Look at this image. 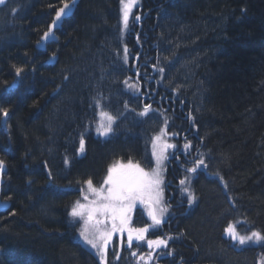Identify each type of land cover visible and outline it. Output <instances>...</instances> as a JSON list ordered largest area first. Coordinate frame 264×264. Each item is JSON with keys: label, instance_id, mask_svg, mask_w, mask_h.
Returning <instances> with one entry per match:
<instances>
[{"label": "trees", "instance_id": "trees-1", "mask_svg": "<svg viewBox=\"0 0 264 264\" xmlns=\"http://www.w3.org/2000/svg\"><path fill=\"white\" fill-rule=\"evenodd\" d=\"M68 1L0 4V201L9 203L0 211V264H101L70 223L76 190L99 183L114 160L146 165L167 107L178 133L195 127L185 142L207 168L193 176L195 204L165 229L170 254L155 264H264V242L224 236L235 221L264 234V0H141L136 38L122 32L117 0H81L55 30L58 42L37 50ZM137 55L147 73L156 67L154 80L138 76L140 92L123 94ZM145 87L163 97H151L158 113L140 115ZM97 100L118 109L105 139L92 131ZM136 246L108 248L105 264H135L132 253L145 250Z\"/></svg>", "mask_w": 264, "mask_h": 264}, {"label": "snow or ice", "instance_id": "snow-or-ice-1", "mask_svg": "<svg viewBox=\"0 0 264 264\" xmlns=\"http://www.w3.org/2000/svg\"><path fill=\"white\" fill-rule=\"evenodd\" d=\"M5 3L6 0H0V4ZM121 5L122 22L124 28H127L130 14L135 6V0H121ZM70 7V5L65 4L63 8L56 12L53 24L49 26L48 31L41 37L42 43H46L49 39H54L53 28L61 21L62 16L67 14V10ZM135 19L139 20L140 17L136 16ZM127 51V48H125V53H127ZM125 61H127V55L125 56ZM22 71V68H16L18 76ZM160 71L163 72L164 69L161 68ZM129 87H134V85H129ZM96 107L101 109L100 100L96 101ZM147 110L146 108L145 112ZM2 111L4 115L8 114L7 109H3ZM144 114L143 112L140 113V115ZM99 115L102 119L97 121V135L100 137H108V135L113 132V124L116 117L103 110L99 112ZM161 131L163 132V129ZM159 139L160 137H156L153 142V156L156 157L157 162L156 169H153L151 172H146L138 163L134 164L131 159H129L126 165H110L107 169V175L104 177L103 183L99 187L94 185L92 179H88L84 182L87 186V190L85 191V189L82 188L81 196L85 203H81L80 200H77L69 212L70 217H79L85 221V228L80 231V237L87 245L97 250L101 264H104L106 248L112 239L113 233H123L127 231L129 245H131L133 239H145V233L149 231L148 227L131 228L128 226L130 219L129 213L132 208L135 207L137 201L145 203L147 198L149 216L152 219L153 225H159L161 223V216L166 209L159 207L162 198L160 190L162 181L159 174V164L161 160L166 157H164L163 152L157 155L155 151L156 141ZM169 147H174V145L165 144V148ZM184 147L188 149L190 145L185 144ZM78 151L81 153L85 151V139L83 134L81 135ZM65 163H68L67 159H65ZM201 165L207 168L204 160L200 159L197 165L193 168H189L188 171L195 173ZM3 167L4 162L0 161V168ZM180 183L183 185L185 180H181ZM184 191H187V189H184ZM194 200L195 197L189 193V203L191 204ZM109 225H111L110 228ZM224 231L233 241H238L241 245L251 241L258 243L264 242V234L252 232L251 235H240L235 226L231 223ZM165 244L166 241L160 239L148 240L149 247H159Z\"/></svg>", "mask_w": 264, "mask_h": 264}, {"label": "rangeland", "instance_id": "rangeland-1", "mask_svg": "<svg viewBox=\"0 0 264 264\" xmlns=\"http://www.w3.org/2000/svg\"><path fill=\"white\" fill-rule=\"evenodd\" d=\"M140 2H141V0H135V6L133 7L132 13L130 14V18H129V22H128L127 28H124L123 22H121L122 23V25H121L122 32L126 33L127 29H129V27L131 26L134 18L136 16L140 17V15L136 12V9L138 10V8L140 7ZM121 8H122V5L120 6V19L122 20ZM121 53L126 56L125 48H123V50H121ZM158 79H159V77H158ZM134 80H135V74L131 75L130 77H128V79L126 80V83H125L126 86H124V88L122 89L123 90V94L125 93V88L128 91H130L131 94H134V95H136V93L140 92L139 91L140 87H138V85H135L133 83ZM129 85H134V87H129ZM143 94H146V95H143L144 98L142 99V104L144 105V112L143 113H145L146 115H152L153 113H158L155 109H153L149 105V104H151L150 103V101H151L150 94H148V93H143ZM100 102H101V109H98L96 107V111L94 113V118H93L92 123H91L92 131L96 135H97V132H96L97 121L102 119L100 117V115H99V112L101 110L110 113L114 117H116L118 115V109L116 108V105L114 104V102H107V101H100ZM112 106L115 107L116 110ZM146 108L148 110L145 112ZM112 109L115 110V111H113ZM168 110H169V107H167L165 113L162 114L163 115L162 116L163 119L161 118L162 122L160 124H158L157 129L153 131V133L151 134L150 139L148 141V145H147V149H146V154L147 155H146V158H145V161L148 159V163L146 165H143L140 162L132 161L134 164L138 163L140 165V167H142L146 172H151L153 169H156L157 168V162H156V157L153 156V151H154L153 142H154V138L160 137V139L156 141L155 151L157 152V155H160L161 152H163L164 157H166L165 159H162L160 164H159V174H160V178H161V181H162V183L160 184V190H161L162 198H161L159 207L166 209V211H164L163 215L161 216V221L168 220L167 216L170 215V212H169L170 209L167 208V199H166V196H164V193H163V190L165 188L164 187V174L163 173H164L165 168L167 166V162H166L167 157L169 156V154H171V152L173 150H175L177 148V144H179L178 150L189 151V149L191 148V144L189 142H185V140H183V139L185 138V135H189V136H194L195 137V132H194L195 127H193V130H192V128H191L192 126L188 127L186 129V131L182 130V134H181V132L177 133V130H178L179 126H178V124L176 122L171 121L170 111H168ZM117 122H118V117H116V120H115V122L113 124V131H114V125ZM162 129H163V132L161 131ZM112 133H110L108 135V137L111 136ZM98 137H100V136H98ZM100 138L101 139H105L107 137H100ZM165 144L174 145V147L165 148ZM185 144H189L190 148L186 149L184 147ZM138 152H139L138 157H140L141 153H140V151H138ZM138 157H136V158H138ZM197 158H198V160L196 159L197 161H195L196 165H197V162L201 159L200 156L198 157V154H197ZM128 162L129 161H127V160L126 161L125 160H114V161H112L106 167V169L104 170V173L102 175V178H101L100 182L97 183V184H94V185L99 187L103 183V179L107 175V169H108V167L110 165H113V164H125L126 165ZM193 167H195V164L192 165V168ZM195 173H188V175H183V180H185V183L183 185H181L180 189L178 190L179 194H181V196H183V202H184L183 207H185V203L190 205V207L193 204H195V200L191 204L189 203V193H191L195 197L194 191L192 190V186H191L192 178L195 175ZM82 188L85 189V191L87 190V186H86L85 183H83L76 190L77 193H78L77 196H76L77 197L76 201L80 200L81 203H85V201H83L82 196H81V189ZM184 189H187V191H184ZM74 203L71 205L69 212L71 211V208L73 207ZM138 204H140L142 206H141V208H137V210L139 211V214H138L136 219L138 220V218L142 217L143 220H144V222H143L144 224L142 223V225H140V227L132 225V222L130 221V219H131V217H130V219H129L130 223L128 222V226L131 227V228L148 227L149 231L147 233H145V239L144 240H135V239H133L131 245H129L127 231H125L123 233L118 232V235L116 236V238H114L115 236L113 237V239H115V240L112 243H110V245L107 248H109V247L110 248H115V246H118V244H124L127 247L137 245L136 248H140V247L144 246L145 250L143 252L136 249L132 253V256L134 257L135 264H155L160 257L167 256L170 253L166 252L167 251L166 250L167 249L166 248V244L165 245H161L159 247H149L148 240L160 239V240H164L165 241V236L167 235V233L165 231L166 227H165V229H162V228H160L159 225H153L152 219L149 216V204H148L147 198L145 200V203H140L139 201H137L135 207H133L132 210L129 213L130 216H131V213L137 207ZM6 208H4L2 211H4ZM176 216H177V212H176ZM176 216H175V218H176ZM175 218H174V220H175ZM69 220H70L71 225L75 228V237H76V239L80 243H82L85 247H87L89 250H91L100 260V256L97 254V250L91 248L90 245H87L84 242V240L80 237V231L83 228H85V221L80 219L79 217L72 218L70 216H69ZM173 221H170L169 225L172 226ZM239 223H240L239 221L238 222L235 221L234 223L232 222L231 224H233L235 226L236 230L239 232L240 235H251L252 232H255V231H252L251 229H249L247 227H243L241 229L237 228L236 225H239ZM110 227H111V225H109V228ZM224 236L228 237L233 243H235V244H237L239 246H244V245H249V244H252V245L259 244L258 242L251 241V242H248V243H246L244 245H241V244H239L238 241H233L229 236H227L225 234V232H224ZM105 262H106V254H105L104 264H105ZM100 263H101V260H100Z\"/></svg>", "mask_w": 264, "mask_h": 264}, {"label": "flooded vegetation", "instance_id": "flooded-vegetation-1", "mask_svg": "<svg viewBox=\"0 0 264 264\" xmlns=\"http://www.w3.org/2000/svg\"><path fill=\"white\" fill-rule=\"evenodd\" d=\"M149 74L150 73H147V76ZM164 110L166 111V109ZM174 111L183 112L182 109L181 111H179L176 108H173L171 110L172 113H175ZM185 137H189V136H185ZM186 139L187 138H184L183 140H186ZM190 144H191V148L189 149V151L178 150L179 144H177V148L173 150L171 154H169L166 160L167 166L163 173L164 174V187H165L164 188L165 191L163 190V193L167 199V208L170 209L169 211L170 215L167 216L168 220L161 221V223L159 224L160 228L162 229H165V227L166 229L169 228L170 226L169 222L174 220L176 216V212L178 214L180 212L181 207H183L184 205L183 196H181V194H179L178 192V190L180 189L182 185L180 181L183 180V175H188V173H192V172H189L188 169L192 168L193 164H195L196 166L195 161L198 160L197 149H195V145L193 143H190ZM137 212L138 211H136V213ZM117 235H118V232H115L114 235L112 236L110 243H112L115 240L113 239V237L115 236L114 238H116Z\"/></svg>", "mask_w": 264, "mask_h": 264}, {"label": "bare ground", "instance_id": "bare-ground-1", "mask_svg": "<svg viewBox=\"0 0 264 264\" xmlns=\"http://www.w3.org/2000/svg\"><path fill=\"white\" fill-rule=\"evenodd\" d=\"M81 1V0H80ZM80 1H79V3H80ZM118 1V4H119V13H120V6H121V0H117ZM71 4L72 3V0H70V1H68V2H64L63 4ZM78 3V4H79ZM62 4V5H63ZM77 4V5H78ZM62 5L58 8V9H60L61 7H62ZM77 5H76V7H77ZM76 7H75V9H76ZM57 9V10H58ZM75 9H74V11H73V13L75 12ZM57 10H56V12H57ZM56 12H55V14H56ZM73 13L70 15V16H72L73 15ZM55 14L53 15V17L55 16ZM69 16V17H70ZM53 17H52V21H53ZM68 17V18H69ZM144 17L145 16H143L142 18H140L139 20H136L135 18H134V20H133V22H132V24H131V26L129 27V29H127V31H126V33H128V34H134V38H136V36L138 37L139 36V32H140V29H139V27L138 28H135L134 26H132V25H139L140 24V22L144 19ZM51 21V22H52ZM51 22H50V24H51ZM122 20L119 18V20H118V24L120 25V27H121V25H122ZM49 24V25H50ZM48 29H49V26H48ZM136 34V35H135ZM54 39H51L50 41H47L46 43H43L42 44V42H41V39H40V41H38L36 44H35V48L37 49V50H45L46 49V47H47V45H50V44H55V43H57L58 42V40H57V36H56V33L54 32ZM42 44V45H41ZM140 48L142 49L143 48V46H140ZM138 60H139V57H138V55L135 57V60H134V63H133V67H132V71L135 73V74H137V76H147V73H146V71H145V69H144V63L142 62H140V63H138ZM152 67V69H153V71H152V73L151 74H149L148 76H150L151 78H152V74H154V71H156V67L154 66V65H152L151 66ZM152 80H154V78L152 79ZM138 81V80H137ZM139 83H140V81H139ZM141 85V84H140ZM147 87H149L148 85H147ZM147 87H145V89L146 90H148L147 92L151 95V97L152 98H155V97H157V99H159L160 101H162V96H157L156 95V91H153L152 89H150V88H147ZM141 89H139V91H140ZM146 93V92H145ZM139 95H141V94H139ZM146 95V94H145ZM142 96V99L144 98V96L143 95H141ZM149 97V96H148ZM164 100V99H163ZM2 123V122H1ZM4 127V126H3ZM3 130L5 131L6 130V127H4L3 128ZM7 141H8V139H7ZM0 145L2 146V147H5V142L4 143H2V142H0Z\"/></svg>", "mask_w": 264, "mask_h": 264}, {"label": "water", "instance_id": "water-1", "mask_svg": "<svg viewBox=\"0 0 264 264\" xmlns=\"http://www.w3.org/2000/svg\"><path fill=\"white\" fill-rule=\"evenodd\" d=\"M79 1H80V0H72V3H71V4H68V3H67V4L70 5L71 7L67 10V14L62 16L61 21H60L57 25L54 26V28H53V36H55V35H54V32H55L56 29H59V28H60V26H61L63 20L66 19V18H68V17L73 13V11H74L76 5L79 3ZM64 5H65V4H63L61 8H63ZM61 8H60V9H61ZM60 9H58V10H60ZM58 10H57V11H58ZM55 17H56V14H55V16L53 17V21H54ZM53 21L51 22L50 25L53 24ZM50 25H49V26H50ZM47 31H48V30H47ZM50 40H51V39H49L48 41H50ZM42 44H43V43H42ZM42 44H41V45H42ZM6 207H8V203H5V204H4V202H2L1 205H0V211H2V210H3L4 208H6Z\"/></svg>", "mask_w": 264, "mask_h": 264}]
</instances>
